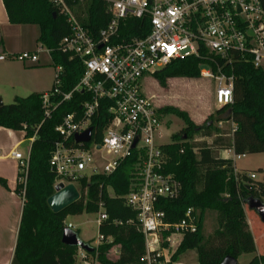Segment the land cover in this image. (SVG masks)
<instances>
[{
	"label": "trees",
	"instance_id": "16d2710c",
	"mask_svg": "<svg viewBox=\"0 0 264 264\" xmlns=\"http://www.w3.org/2000/svg\"><path fill=\"white\" fill-rule=\"evenodd\" d=\"M65 1L72 6L78 0ZM2 2L11 24L39 26L38 40L51 49L52 65L63 67L61 90L69 91L84 68L79 58H70L57 50L58 42L70 33L66 18L59 13L52 0ZM261 3L264 7V0ZM84 5L92 31L97 33L109 18L105 3L103 0H89ZM121 31L128 37L144 36L149 32V21L146 18H130ZM201 55L206 56V53ZM204 60L193 56L176 59L156 70L152 76L161 86L166 85L168 78H193L200 75L199 64ZM216 60L219 64L223 63L220 58ZM212 68L216 70L214 64ZM223 70L234 74L233 102L220 106L219 119L232 121L235 129L216 134L210 143L173 141L161 147L167 153L165 172L172 173L180 181L181 191L175 199H161L158 208L164 210L169 222L179 221L189 208H193L197 215V230L185 233L167 264H179L180 255L188 250H195L197 264H220L226 256L238 260L244 253L256 252L257 229L261 232L260 238H264L262 225L257 221L259 217L254 211L247 210L245 204L250 195L264 200V180H255L244 174L237 175L235 179L232 160L214 154L219 149H231L236 155L264 152V69L254 67L249 61H238L233 63L232 69L224 66ZM41 95L32 92L27 96H16L8 104L0 102L1 127L23 130L26 139L35 136L30 146L27 172L24 173L19 166L17 175L15 192L22 197L23 208L11 264H75L77 247L61 242L62 231L66 227L64 219L67 215L83 211L96 212L100 201L104 202L108 218L98 226V233L110 236L112 241L103 242L95 248L98 263L140 262L145 251L144 236L138 228L137 211L126 205L124 199L134 179L135 156L126 158L109 175L93 174L88 180L82 178L79 181L81 196L64 209L54 212L49 207L47 199L55 192L56 185V175L50 169L49 158L55 142L60 139L55 127L66 113L81 112V103L88 95L85 92L75 93L71 100L60 102L49 118L44 116ZM169 110L186 122L184 132L202 129L203 139L213 136L210 124L195 127L187 113L173 107ZM160 112H163L162 109ZM108 118L107 108L100 107L91 122L96 139L101 138ZM0 183L6 187L4 179L0 178ZM107 186L113 189L112 196L108 195ZM85 190L86 197L83 194ZM226 191L229 195L222 196ZM208 210L216 213L217 225L210 234H205L204 218ZM250 213L254 217L252 230L247 221ZM115 245L119 254L111 260L107 253ZM246 264H264V252L254 254Z\"/></svg>",
	"mask_w": 264,
	"mask_h": 264
},
{
	"label": "built area",
	"instance_id": "2783aa9c",
	"mask_svg": "<svg viewBox=\"0 0 264 264\" xmlns=\"http://www.w3.org/2000/svg\"><path fill=\"white\" fill-rule=\"evenodd\" d=\"M103 1L109 18L94 33L84 2L78 0L70 6L65 0H52L70 28V33L58 42L57 50L79 58L84 69L77 83L65 92L61 90L63 67L55 66L53 85L41 95L44 116L51 117L60 102L71 100L77 92L87 93L88 98L81 103V112L66 113L56 125L60 139L51 151L49 166L58 183L74 184L93 174L109 175L126 158L135 156L134 179L124 199L137 211L145 251L140 262L131 264H167L185 233L197 230V215L189 208L179 221L169 222L164 210L157 206L161 199L177 198L181 183L172 173L165 172L167 153L161 147L170 142L161 141V108L145 94L143 80L173 60L203 58L200 75L215 80L216 103L231 104L234 74L225 72L223 67L232 69L235 62L249 61L264 69V7L261 0ZM130 18H146L149 32L132 37L122 33L121 27ZM50 50L47 48L49 54ZM37 53L23 52L18 59L34 63L38 61ZM216 58L223 63L219 64ZM100 107L107 108L109 118L101 138L96 139L91 122ZM89 127L90 140L77 142L76 135ZM34 138H28L30 146ZM30 146L26 154L15 148L5 154L18 160L24 173ZM102 151L111 156L109 161L101 160ZM239 155L244 154L236 157ZM233 174L235 179L240 174L256 178L254 172L236 168ZM97 213L99 226L108 218L103 201L98 203ZM97 241L109 243L112 238L98 234ZM113 252L118 255L119 248ZM88 254L77 248L76 256L82 264H90Z\"/></svg>",
	"mask_w": 264,
	"mask_h": 264
},
{
	"label": "rangeland",
	"instance_id": "374dc122",
	"mask_svg": "<svg viewBox=\"0 0 264 264\" xmlns=\"http://www.w3.org/2000/svg\"><path fill=\"white\" fill-rule=\"evenodd\" d=\"M89 0H80L83 3ZM0 99L3 103L8 104L13 102L16 96H27L32 92L40 91L47 92L51 89L55 77V67L52 65V59L47 46L40 43L38 40L39 26L36 24H9L0 28ZM38 51V61L31 63L27 60L18 59L23 52ZM216 82L211 78L202 77L198 75L193 78L173 77L168 78L166 85L161 86L154 76H147L143 80L144 92L151 97L162 109L161 117V141H187L189 143H200L206 141L208 143L213 140L216 134L222 131L232 132L234 123L232 121L220 120L221 113L218 112L220 106L215 100ZM176 108L180 112H185L195 125V127L211 125L213 136L203 139L201 130H192L184 132L187 127L186 122L177 113L169 110V108ZM6 133V132H5ZM4 132L0 133L2 141L0 145L10 143V138ZM17 138L21 133L15 132ZM24 137V136H23ZM30 143L24 140L19 146L18 150L23 154L28 152ZM8 148V147H7ZM8 149L0 147L1 153H7ZM223 150H215L214 154L219 156ZM234 157L233 169L243 172H254L256 174L255 180H264V152L245 153L244 155L231 154ZM101 160L107 162L111 156L104 151L100 153ZM235 167V168H234ZM233 170V171H234ZM263 172V173H262ZM87 176L89 171L85 172ZM227 181V179H226ZM55 183L58 181L55 179ZM67 184V183H65ZM81 196L80 185L78 182L74 183ZM108 195H113V189L107 186ZM86 197V190L84 191ZM228 192L222 193V196L227 197ZM264 201V200H263ZM249 210V208H247ZM96 212L83 211L81 214L67 215L64 219V224L70 226L78 233V236L84 242H88L96 249L101 244L98 243V225ZM255 215L257 213L254 211ZM258 216V215H257ZM258 219V218H257ZM262 225L264 230V223L257 220ZM249 223V222H248ZM216 213L208 210L204 218V233L210 234L216 227ZM250 227V223L248 224ZM261 232L257 229L256 232V252L244 253L238 258L239 264H246L254 254L264 252V238H260ZM112 246L107 253V257L111 260L115 259L117 255L113 252ZM90 264H99L97 260V252L87 255ZM181 261L192 263L197 260L195 250H188L182 253L179 257ZM75 264H79V259L75 255Z\"/></svg>",
	"mask_w": 264,
	"mask_h": 264
},
{
	"label": "crops",
	"instance_id": "0c3cea01",
	"mask_svg": "<svg viewBox=\"0 0 264 264\" xmlns=\"http://www.w3.org/2000/svg\"><path fill=\"white\" fill-rule=\"evenodd\" d=\"M9 24L11 23L8 21V17L3 2L2 0H0V28L1 26L5 27ZM0 40H2V38H0ZM35 92L43 93L40 91H35ZM235 126L236 125L234 123V127ZM16 131L21 133L19 138H17L16 136L15 133ZM1 132L4 133L6 132L5 134L10 138V143L7 144L8 148L6 147V145H0V147H3L4 149H8L7 153L14 148L18 150V146L24 140H27L29 142L28 139L23 137L24 136L23 130H12L0 126V133ZM1 141L2 139L0 138V142ZM219 150H223V153L219 155V157L229 158L232 160L233 163L234 157L233 155H230V153L234 154L233 150L231 149L229 150L219 149ZM7 153H2L3 155H0V178L4 179L6 182V187L2 186V184L0 183V264H11V260L14 253V247L16 243L19 222L23 208V199L20 195H18L15 192L17 175L19 172L18 160L12 157L5 156V154ZM247 219H248L247 221L250 223V230H252L251 225L254 219L253 215H251L250 213V219L249 218ZM117 247L118 246L116 245L114 246V248ZM178 263L197 264V260L192 263H186L185 261H181V259H179ZM79 264L82 263L79 262Z\"/></svg>",
	"mask_w": 264,
	"mask_h": 264
},
{
	"label": "water",
	"instance_id": "95a60500",
	"mask_svg": "<svg viewBox=\"0 0 264 264\" xmlns=\"http://www.w3.org/2000/svg\"><path fill=\"white\" fill-rule=\"evenodd\" d=\"M251 32V31H249ZM0 102L1 99H0ZM92 127L86 129L82 134L76 135L77 142H88L91 137ZM136 140L133 142L134 147ZM55 192L47 199L49 207L54 212H58L74 201L79 199V191L73 183L64 184L59 182L54 186ZM245 204L249 210L255 211L262 223H264V201L256 196L250 195L245 199ZM61 242L68 246H73L85 250L87 253L95 251V247L88 242H84L78 236V233L72 228L66 226L61 234ZM238 260L232 256H226L220 264H237Z\"/></svg>",
	"mask_w": 264,
	"mask_h": 264
}]
</instances>
